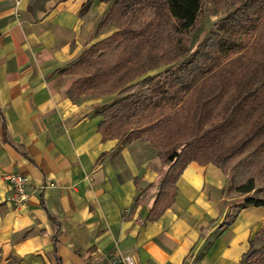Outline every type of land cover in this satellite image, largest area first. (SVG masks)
Returning a JSON list of instances; mask_svg holds the SVG:
<instances>
[{
    "label": "crops",
    "instance_id": "1",
    "mask_svg": "<svg viewBox=\"0 0 264 264\" xmlns=\"http://www.w3.org/2000/svg\"><path fill=\"white\" fill-rule=\"evenodd\" d=\"M0 0V113L28 155L5 142L0 122V264H240L263 242L264 206L222 205L224 171L192 160L175 202L148 219L162 171L143 138L105 136L97 107L109 95L79 99L71 67L98 31L112 0ZM1 121V120H0ZM10 172L28 176L30 197L10 201ZM249 264V263H247Z\"/></svg>",
    "mask_w": 264,
    "mask_h": 264
},
{
    "label": "trees",
    "instance_id": "2",
    "mask_svg": "<svg viewBox=\"0 0 264 264\" xmlns=\"http://www.w3.org/2000/svg\"><path fill=\"white\" fill-rule=\"evenodd\" d=\"M91 1L88 0L83 9H87ZM212 1L217 8L228 9L217 23L218 29L212 31L189 58L170 66L183 54L181 43L191 39L204 0H112L98 31L113 22L118 28L87 46L76 62L63 70L82 74L73 82L71 96L110 95L138 77L141 89L152 91L156 79L160 81L165 77H171L172 84L163 93L172 95V86L181 89L182 96L176 98L170 109L177 119H168L169 128L164 135L168 138L167 145L177 142L175 136L179 140L187 136L181 148H170L144 137L140 130L145 124L135 128L132 119L143 107V96L137 92L95 112L103 118L99 128L105 136L121 137L127 129L130 134L137 129L139 134H132L128 139L143 138L159 150L162 171L142 190L156 193L148 215L150 220L158 219L175 202L177 181L192 160L201 164L211 161L219 166L228 176L223 196L229 193L241 196L227 202L223 199V206L229 202L240 204L236 212L230 211L231 216L223 225H231L244 207L264 206V0ZM167 41L171 48L168 54L163 47ZM145 50V57L152 60L150 65L145 68V61L143 65H132ZM236 52H239L238 59H235ZM172 53L173 58H170ZM207 61L223 62L218 77L197 80L200 73L207 71ZM153 97L156 98L157 93L150 92L146 98L152 100ZM195 118L208 127L200 142L220 147L215 148L219 159L204 160L196 154L203 145H197L196 137L188 139L187 134ZM0 120L4 141L28 155L11 137L2 112ZM172 133L174 137L169 138ZM258 236L263 242L255 246L251 240L240 264L253 259L254 264H264V226Z\"/></svg>",
    "mask_w": 264,
    "mask_h": 264
},
{
    "label": "rangeland",
    "instance_id": "3",
    "mask_svg": "<svg viewBox=\"0 0 264 264\" xmlns=\"http://www.w3.org/2000/svg\"><path fill=\"white\" fill-rule=\"evenodd\" d=\"M227 7H229V5ZM227 11H228V9H226V8L224 10L217 8L215 3L212 0H204V7L200 13L198 22H197L196 26L194 27V31L191 35V39L188 42L183 41L181 43V50H182L183 54L178 61L171 63L170 66L184 61L187 57L189 58L191 53H193L195 51V49L198 47V45L200 43H203L205 41V39L208 36H210L212 31L218 29L217 23H219V20L221 19V17L223 15H225V13ZM147 13H148V10L145 9V14H147ZM117 28H118V25H116V23L113 22V23H109L108 25H105L101 29L100 32H103L104 35L107 34L106 36L103 37V38H105L109 34H111L113 31H115ZM103 38H100V39L96 40L95 42H97ZM182 39H183V37H182ZM95 42H93V43H95ZM169 43L170 42L167 41L164 43L165 45L163 46L165 51L167 52V54L171 53V51L169 50V48H170ZM89 45H87V46H89ZM147 45L148 44L146 43L145 46H147ZM146 54H147V51L145 50L144 55L142 57H140V56L136 57L131 62V64L132 65H143V64L147 63L145 66V68H146L152 62V60H150V57H145ZM173 54L174 53H172L170 58H173ZM238 57H239V52H236L235 59H238ZM144 61H145V63H143ZM206 64H207V71L200 73L196 78L197 80L202 78V77H208V79H213L214 77H218L219 68L221 67L223 62L222 61H217V62L207 61ZM141 69L142 68H140V70ZM154 72L155 71H152L151 73H154ZM78 75H79V77L82 76V74H78ZM131 75H132V73H130L129 76H131ZM139 78L140 77L132 79L126 85L121 87L119 90L110 94V96L112 95L113 97L104 99L103 100V101H105L104 104L98 106L97 108L101 109L104 106H107L110 102L119 101L124 96H127L133 92H137V93L141 94L143 96V99H142L143 100V107H141L140 112H138V115L133 117V119H132L133 125L136 128L138 126L145 124V126H143L142 130H140V131H142V132H140V134L144 135V137H148L152 140H155L160 145H165V144L167 145L169 143L168 138L166 137V139H165L164 135H165L166 131H168V128H169V127H167L168 122H169L168 119L171 117L173 118V120L177 119V115H173V111L170 112V109L173 106V103L175 102L176 98H179L182 96V92L180 91L181 89L172 86V88H171V89H173L172 95L163 93V91H165V88L170 87V85L172 84L171 77H169V78L165 77L160 81H159V79H156L155 85H153V87H152V91L141 89L142 84L139 83V80H140ZM165 81H166V83H164ZM150 92H152L153 94L157 93V97L156 98L153 97L152 100H149V98H146L150 94ZM106 96H109V95H105V96H101V97H106ZM73 97H76L79 99L92 98L90 96H87L86 94H81L80 96H73ZM149 101H151V102H149ZM171 128H172V131H174L176 129L174 126ZM207 129H208L207 126L200 124L198 122L197 118H195L190 132H189V130L187 131V134L189 133L188 139H192L193 137H196L198 140L197 145H201V144L203 145V147H202L203 149H199L196 153L202 159H204V160L219 159L220 154L216 151L215 148H220V147H215L214 145L210 144V142H204V144L200 142L203 138V134L207 131ZM132 134H134V135L139 134V130L134 129ZM132 134H130V129H127L126 133H124L119 138H123L125 135H127V138H128ZM166 136H168V135H166ZM171 137H174V133L169 135V138H171ZM186 138H187V136H184V137H182V140H179L178 137L175 136V139L177 140V142L176 143L174 142L175 144L171 143L172 145L169 144L167 146L168 147L171 146L170 148H172L173 146L177 147V148H181V144L183 145L185 143ZM234 195H236V196H234ZM228 196L230 198H233V199H237V198L241 197L236 193H231V194L229 193ZM233 199H231V200H233ZM10 201L12 203H14V201L12 199H10ZM237 206H240V204L233 206V208H232L233 212L237 211V208H238ZM254 260L255 259H253V261ZM253 261H250L249 264H254Z\"/></svg>",
    "mask_w": 264,
    "mask_h": 264
},
{
    "label": "built area",
    "instance_id": "4",
    "mask_svg": "<svg viewBox=\"0 0 264 264\" xmlns=\"http://www.w3.org/2000/svg\"><path fill=\"white\" fill-rule=\"evenodd\" d=\"M6 178L13 186V196L11 199L14 203L16 205L26 203L30 197L28 176L21 172H10L6 175ZM124 261L126 264H139L133 255H126Z\"/></svg>",
    "mask_w": 264,
    "mask_h": 264
}]
</instances>
